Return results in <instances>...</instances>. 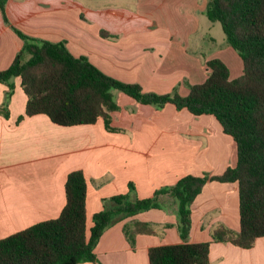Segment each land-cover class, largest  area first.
Instances as JSON below:
<instances>
[{
  "label": "crops",
  "instance_id": "1",
  "mask_svg": "<svg viewBox=\"0 0 264 264\" xmlns=\"http://www.w3.org/2000/svg\"><path fill=\"white\" fill-rule=\"evenodd\" d=\"M208 1L8 0L6 8L11 24L24 34L65 41L71 53L87 56L111 76L157 93L177 86L187 95L189 87L181 79L203 82L210 58L224 60L232 78L243 74V61L227 40L209 53L190 46L206 39L192 40L205 21ZM102 30L111 36H103ZM23 43L0 10V70L11 65ZM13 82L9 116L0 111V239L59 216L72 170L82 169L87 179L90 232L104 199L128 193L130 182L135 185L132 197L147 198L187 174L219 175L237 163L236 143L213 115L196 116L172 104L157 109L116 90L119 109L111 113V126L117 131L108 130L102 118L94 124L63 126L46 114L27 116L22 79L17 76ZM9 89L0 81V107ZM158 203L110 226L95 248L98 263L78 264H150L151 247L181 243L177 199L161 194ZM136 222L147 227L136 234L133 246L124 226L135 227ZM220 226L240 230L238 186L210 180L192 204L189 242L212 241L209 264H264V236L253 247L242 248L213 241Z\"/></svg>",
  "mask_w": 264,
  "mask_h": 264
},
{
  "label": "trees",
  "instance_id": "2",
  "mask_svg": "<svg viewBox=\"0 0 264 264\" xmlns=\"http://www.w3.org/2000/svg\"><path fill=\"white\" fill-rule=\"evenodd\" d=\"M7 1L0 0L4 22L24 43L11 65L0 70V81L10 87L0 107L5 116H9L7 104L15 87L13 79L20 76L28 97L27 116L46 114L63 126L94 124L102 118L108 130L117 131L111 126V113L119 109L113 93L118 90L157 109L172 104L196 116L213 115L235 141L237 163L219 175L187 174L147 198L132 197L135 185L130 182L128 193L104 199V208L94 214L90 232L87 179L82 169L72 170L67 175V202L60 215L1 238L0 264L98 263L95 248L104 232L119 221L159 207L158 199L166 193L178 201V229L183 241L151 247L150 264H209L212 241L193 243L188 239L192 204L210 180L236 183L239 192L240 230L220 226L213 233V241L251 248L264 236V0L208 1L205 14L210 21L221 23L227 43L243 61V74L232 78L224 60L210 58L206 61L207 78L187 83V95H182L177 86L168 93L146 91L139 83L105 73L87 56L74 55L65 41L52 42L24 34L11 24ZM101 34L111 36L105 30ZM145 227L139 222L135 227L124 226L133 246L136 234Z\"/></svg>",
  "mask_w": 264,
  "mask_h": 264
},
{
  "label": "rangeland",
  "instance_id": "3",
  "mask_svg": "<svg viewBox=\"0 0 264 264\" xmlns=\"http://www.w3.org/2000/svg\"><path fill=\"white\" fill-rule=\"evenodd\" d=\"M203 20H205L203 23L201 22V26H200V32L197 33L198 35H196L195 37H193L192 40H195L198 36H206L205 40H201V41H192L191 42V48L192 49H196L198 51H200V53L204 52V53H209L210 51H213L215 49L219 48V45L222 44L224 41H226V35L225 32L222 28L221 23L219 22H212L209 21V19L205 16L202 18ZM211 23V32H208V26L207 24ZM209 34H211L213 37H209ZM198 42V47L195 46ZM204 60H206L208 58V56L206 54H204L203 56ZM206 63V62H205ZM209 73V72H208ZM186 77L182 78L181 81L184 85H187L188 81L185 79ZM185 79V80H184ZM147 83H150L149 80L146 81ZM114 92L116 93L117 91L114 90Z\"/></svg>",
  "mask_w": 264,
  "mask_h": 264
}]
</instances>
